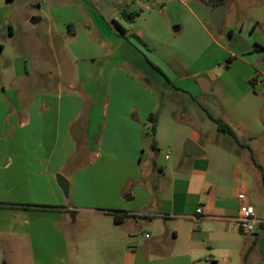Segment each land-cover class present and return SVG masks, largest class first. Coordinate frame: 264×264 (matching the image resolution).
I'll return each instance as SVG.
<instances>
[{"label": "crops", "instance_id": "crops-1", "mask_svg": "<svg viewBox=\"0 0 264 264\" xmlns=\"http://www.w3.org/2000/svg\"><path fill=\"white\" fill-rule=\"evenodd\" d=\"M245 1L258 0H224L218 29L211 23L215 7L201 0H50L46 11L36 7L41 13L26 18L46 37L43 47L36 36L27 45L35 60L30 67L15 42L13 22L21 18L11 11L15 0H0V264L6 257L20 260L23 250L34 264L44 258L46 264L209 262L203 249L214 245L203 225L212 223L213 240L224 241L243 186L236 180L228 197L220 183L203 181L206 151L195 133L189 141L202 153L193 157L203 158L192 160L187 178L171 172L170 195L157 198L167 168L155 155L163 146L158 109L171 94L218 88L236 138L235 128L247 141L264 135V80L248 59L264 54V42H250L241 23L239 31L224 25L229 13L241 19ZM227 57L244 65L242 75L230 74L222 63ZM255 78L258 93L248 87ZM152 114L156 150L144 160ZM58 177L66 179V192ZM247 184L253 186L250 179ZM246 199L255 217L264 218L263 197ZM112 212L124 216L121 223ZM156 221L164 229L144 255L135 231ZM246 264H264V234L247 250Z\"/></svg>", "mask_w": 264, "mask_h": 264}, {"label": "rangeland", "instance_id": "rangeland-1", "mask_svg": "<svg viewBox=\"0 0 264 264\" xmlns=\"http://www.w3.org/2000/svg\"><path fill=\"white\" fill-rule=\"evenodd\" d=\"M50 1V0H49ZM46 0H15L12 4L11 11L13 14L21 16L19 19H14L16 41L18 42L19 49L23 50L27 55L30 67L34 65L33 51L28 48L31 39L34 36L39 37L37 44L40 47L45 45V34L43 33V27L39 29L31 28L27 25L26 18L30 15L40 14L41 12L36 9L39 7L41 10L46 11ZM133 4V0H129V5ZM228 7H231L232 3L227 2ZM241 19L237 17H231L230 13L225 21V26H233V28L239 31L240 25L243 24V33L246 38L251 40H259L264 42V0H258L257 2H244L241 3ZM239 20L241 22H239ZM256 26L255 32L251 34L252 27ZM14 42V41H13ZM253 43V42H252ZM251 46V45H250ZM255 46V44H254ZM46 52L43 49L40 55H45ZM250 55V54H248ZM248 59L254 65L255 71L260 73L259 82L264 80V54L259 56H252ZM231 60V61H230ZM224 65L232 68L230 74H241L244 71V65L237 61L236 58L227 57L222 60ZM255 79L248 83L250 92L258 93L255 89ZM260 95V98L264 102V95ZM171 97L161 100L158 114L162 116L160 127V138L162 141L161 152L155 154L156 157L162 162V166H167L166 174L164 178H160L159 186L156 189L157 198L160 195H170L169 183L173 175L171 172L178 173V175L187 178L191 174L192 160L203 157H193V155H187L185 151V143L190 140L193 134L199 135V141L204 144L206 155V175L203 179L204 182L217 184L220 183L225 187L224 195L230 197L232 190L235 187L236 180H240L243 186L242 193L249 197L251 201L257 200L263 197L264 202V135L253 141H247L240 136L239 128H235L239 138L238 143L234 141L228 134L222 132L216 121L220 120L231 126L225 117V113L228 109L226 102V96L220 89L216 88L214 91L205 94L199 93L198 95H190L188 93H177L176 95H170ZM162 113V114H161ZM262 117L264 115L262 114ZM174 125V131H170V127ZM144 140V160L150 152L153 151V139L151 132H145ZM188 137V138H185ZM167 146H172L173 151L167 149ZM238 174L241 176L238 177ZM196 179V178H195ZM194 177L191 180H195ZM248 179L252 181L253 186L247 184ZM200 180V179H199ZM200 180V183L201 184ZM207 197H204L203 203L206 204ZM264 215V214H263ZM264 222V218H260ZM234 220V219H233ZM200 223V222H199ZM74 229H78V223L73 224ZM164 225L160 221L153 223H146L145 225L138 227L135 231L134 243L139 247L140 253L146 254L149 246L153 245L155 240H158L159 233L163 231ZM75 230V231H76ZM262 229L259 230L261 232ZM213 224L207 222L203 225V232L209 235L208 243H212L214 248L212 250L203 249V255L207 259H210L207 264H212V261H216L217 264H246L247 250L252 248L261 235H244L240 233L233 225L228 223L224 226V241L213 240ZM144 234H147L149 239H144ZM73 235V234H71ZM163 243V249H167L168 240H161ZM210 241V242H209ZM263 247V246H262ZM162 248H153L154 253H159ZM229 251V254L228 252ZM120 253V250H119ZM139 254V253H138ZM226 255L231 256L232 261L225 263ZM122 256V255H121ZM121 256L118 261L121 263ZM147 256V255H146ZM22 258L15 260L10 257H6L2 260L1 264H34L35 260L32 259L28 250H23ZM42 264L48 262L47 258L40 261ZM255 263V262H253ZM74 264H77L74 262Z\"/></svg>", "mask_w": 264, "mask_h": 264}, {"label": "built area", "instance_id": "built-area-1", "mask_svg": "<svg viewBox=\"0 0 264 264\" xmlns=\"http://www.w3.org/2000/svg\"><path fill=\"white\" fill-rule=\"evenodd\" d=\"M237 200L238 209L237 216L233 220L234 227L244 235L257 234L260 228L264 226V222L255 217L254 210L247 203L244 194H238ZM196 214H201L200 209L196 211ZM146 237H148V235H146Z\"/></svg>", "mask_w": 264, "mask_h": 264}, {"label": "trees", "instance_id": "trees-1", "mask_svg": "<svg viewBox=\"0 0 264 264\" xmlns=\"http://www.w3.org/2000/svg\"><path fill=\"white\" fill-rule=\"evenodd\" d=\"M202 2H204L206 5L210 6V7H216L220 4H223L224 3V0H201ZM120 31V30H119ZM231 61V60H230ZM157 118L155 115H150L149 118H148V123L151 125V135H152V138H155V132H156V125H157ZM216 124L218 126V128L228 134L234 141H236L238 143V140L236 138V135L235 133L233 132V130L228 126L226 125L224 122L220 121V120H217L216 121ZM156 139V138H155ZM152 148L154 150H156V143H155V140L153 139V145H152ZM21 207V206H20ZM22 207H25V206H22ZM37 209H47V211L49 209H53V208H48V207H37ZM111 216H113L114 218V221L116 223H121V221L123 220L124 216H121L120 214L116 213V212H112L111 213Z\"/></svg>", "mask_w": 264, "mask_h": 264}, {"label": "water", "instance_id": "water-1", "mask_svg": "<svg viewBox=\"0 0 264 264\" xmlns=\"http://www.w3.org/2000/svg\"><path fill=\"white\" fill-rule=\"evenodd\" d=\"M224 16H225V6H224V4H220L217 7H215L214 10L212 11L211 23L216 28L219 29L221 27L223 20H224ZM185 148H186L187 152L189 154H192V155H199L202 153V151L200 150V146L192 143L189 140L186 141ZM58 179H59L58 184L66 192V190H67L66 179H64L62 177H58Z\"/></svg>", "mask_w": 264, "mask_h": 264}]
</instances>
